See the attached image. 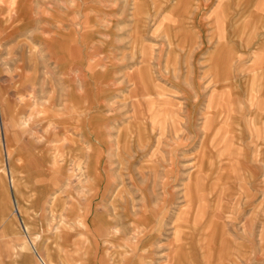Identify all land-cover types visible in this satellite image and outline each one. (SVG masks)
I'll return each mask as SVG.
<instances>
[{
  "label": "rangeland",
  "instance_id": "374dc122",
  "mask_svg": "<svg viewBox=\"0 0 264 264\" xmlns=\"http://www.w3.org/2000/svg\"><path fill=\"white\" fill-rule=\"evenodd\" d=\"M14 1L0 0V94L19 96L21 128L30 127L38 132L46 126L43 120L46 114L67 111L60 129V137L73 139L72 145L63 141L67 159L78 151L97 150V154H101L97 166L99 179L106 175L102 185L93 184L83 164L82 168H77L82 175L74 193L82 206L86 201L82 196L93 198L94 209L111 218L120 232L127 229L123 238L124 242L128 240L129 246H124L121 237L109 243L107 236L95 232L99 245L93 255L85 240L83 210L79 207L69 214L68 207L74 199L67 193L63 194L67 209L62 213H68L64 219L59 212L53 216L48 207L46 211L32 209L31 199L35 198L28 196L30 190L43 187L40 179L33 178L37 161L25 156L27 150L23 158L20 155L14 160L8 158L6 131L0 127V208L16 197L8 185L15 165L21 166L24 176L30 178L23 187L25 199L31 200L25 202L28 210L16 213L12 207L8 220L0 221V264H41L39 255L46 257L48 241L43 238L32 245L30 240L37 238L38 232L43 233L48 224H51L46 228L51 237L50 246L59 251L54 255L59 263L62 256L70 264H83V260L89 259L92 260L86 264L137 261L171 264L175 257L169 254L177 245L176 264H264V253H261L264 248L256 253V260L242 258L240 262H230L229 258L235 255L228 257L227 253L237 248H216V256L212 257L204 247L214 238L232 243L236 238H231L226 230L232 222L236 232L246 234L242 213L241 216L228 214L240 210L242 201L239 200L247 196L245 192L251 186L241 177V180L236 178L241 170L235 167V146L228 136H223L224 140L215 150L220 157L233 156L230 166L233 181L221 185L215 179V170L203 171L202 167H198L201 173L193 172L197 169L200 146L204 144L200 134L203 131L199 129V134L195 135L192 130L196 123L198 127L203 123L207 130L215 120L213 108L217 105L212 98L207 104L201 102V94H209L216 88L207 77L208 70L203 71V68L214 62L219 66L214 59L216 52H210L230 25L234 31L236 24L225 21L230 20L231 11L241 14L247 11V6H235L234 0L181 3L178 0H65L67 7L60 6L61 0H24L25 5L21 6L23 0H20L17 12ZM244 3L245 0H239V4ZM17 21L19 32L15 31ZM207 34L213 37L205 39ZM65 35L68 47L63 53V44H52L59 36L62 39L64 36L65 40ZM47 36L52 39L46 40ZM43 40L49 41L47 49ZM231 52L225 50V66H228L227 60L233 59L234 52ZM238 58L242 66H249L248 71L244 70L246 73L253 72L250 51ZM257 59L258 56L253 66H258ZM142 69L144 78L141 80ZM51 77L52 84L49 83ZM224 85L226 83H220ZM51 96L61 98L50 102ZM234 104L228 103V107ZM219 107L214 111H217L216 120ZM4 111L6 114L7 109ZM209 117L210 123L205 125ZM18 128L9 131L10 142L16 145L20 143ZM35 137L36 142L44 138L39 133ZM66 156L59 164L66 163ZM68 167L73 168L70 164ZM66 177L64 174L61 179L65 181ZM97 186L101 187L98 194ZM255 186L259 189V184ZM219 194V198H212ZM210 207L211 212L218 214H208ZM159 208L167 214L163 217L168 218L162 230L157 228L158 218L151 214L153 209L158 211ZM183 209L191 212L181 215L174 227L176 213ZM144 216L148 217L147 221H142ZM66 220L71 225L69 230ZM26 224L32 236L26 233ZM222 224L221 232L209 227L221 228ZM56 226H60L61 233L56 231ZM139 235L144 243L150 240L151 244L136 248L134 244ZM25 246L28 250H24ZM238 251L236 259L248 254Z\"/></svg>",
  "mask_w": 264,
  "mask_h": 264
},
{
  "label": "crops",
  "instance_id": "0c3cea01",
  "mask_svg": "<svg viewBox=\"0 0 264 264\" xmlns=\"http://www.w3.org/2000/svg\"><path fill=\"white\" fill-rule=\"evenodd\" d=\"M4 0H2L3 2ZM185 0H178V3H181ZM236 1L235 6H247V11H242L241 14L239 11H231V18L230 20H225L229 23L233 22L236 25L233 26L230 25V28L227 29L225 32L226 34L222 36V40L218 42V44L215 45L212 52H216L214 59L219 63L215 64L211 63L210 66H207L203 68V71L208 70V79L212 81L216 88L212 91H210L209 94H201V102L204 104H207L209 100L212 98V101L217 104L214 106V111L217 110V107H219V115L217 117V111L214 112V118L213 123L211 126L205 130L203 128V123L200 127L197 126L193 131V133L199 134V129L203 132H200L202 135V143L200 148V155L198 159L197 169L194 170V174L196 175L201 170H198V167H202L203 171H212L215 170L216 174V180L223 185L222 183H228L232 182L231 179L232 174L230 170L231 166V160L233 156H223L220 157L219 155H216L219 151L215 150L218 148L223 139V136H228V140L233 142L235 146L236 156H235V167L238 169L239 176L236 175V178L239 180H243L247 183H249L250 189L245 192L247 196L242 197L239 201L242 206L240 207V210L237 212L229 211L228 214L231 215L234 213V216L238 215L244 216L243 220V226L245 225L246 228H244L246 234L244 236L242 234H239L236 232L235 223H229L227 225V232H229V236L231 238H236L232 241V243H229V241L223 243V239L214 238L212 240L209 239L210 243L204 244L205 250L207 252L209 251V256H216L215 249L216 248H231L235 249L232 251H229L227 253L228 257H232L233 254L235 257H237V251L241 252H247L248 254L245 256H239L238 259L235 257L229 258L228 261L232 262H240L242 258L246 259H252L256 260L258 257L256 256V253L259 252L264 248V0H245L246 3L239 4V0ZM250 1V2H248ZM60 6H68L67 1L61 0ZM20 0H15L13 2V5H15L17 8L15 11L18 12V7L20 6ZM25 5L24 0L23 4L21 6ZM227 6V5H226ZM233 6V5H232ZM250 8V9H249ZM55 9H53L54 11ZM243 12H246L243 14ZM235 15H234V14ZM62 14V13H61ZM53 21V20H52ZM80 21V20H79ZM80 23V22H79ZM248 25H245V24ZM24 27V26H23ZM20 25H15V31L19 32ZM78 38L81 37V35H77ZM213 37V36H212ZM211 35L208 36L205 35L204 38H212ZM59 40L55 41L52 46H55L56 44L62 45L63 44V53H65L66 48L68 47L66 35L65 40L64 36L62 39V36L58 37ZM52 39L50 36H47L46 40ZM218 39V38H217ZM34 41V40H33ZM32 42V41H31ZM44 43V48L47 49V44L49 41H42ZM64 42V43H63ZM175 42V41H174ZM56 43V44H55ZM173 45V44H172ZM30 48V47H29ZM234 52L232 54V61L228 62V66H225V50H229ZM220 51V54L217 53ZM248 51L252 54V71L250 73H246L244 70L248 71L247 69L249 66H242V61L239 60V55L247 54ZM231 52V53H232ZM256 56H258V66H253L256 62ZM213 59V61H214ZM231 59V57L229 58ZM241 61V62H240ZM217 65V66H213ZM260 65V66H259ZM13 69V68H12ZM11 69V70H12ZM63 69V68H60ZM48 70L45 69V71ZM59 70V69H58ZM198 70V69H197ZM200 71V70H199ZM141 80L144 78L143 69L141 71ZM218 74L220 77H218ZM200 76V74H199ZM200 77H198L199 79ZM217 78H220V81H217ZM228 78V79H226ZM52 77L50 80V84H52ZM56 81V79H55ZM57 84V82H54ZM220 83H226L224 86H220ZM146 83L144 82L143 85L146 88ZM217 89V90H216ZM61 96V95H60ZM60 96H56L55 98L50 97V102H58ZM15 97V98H14ZM0 101L2 102V106H0V121L1 125L0 127L6 131V152L8 158L15 159L16 155H20V158L24 157L25 151L27 154L25 156L34 158L37 163L34 168V177L40 179V183L43 187H39L36 189L35 187H30L32 190H30L29 197L35 198L32 200V206H30L34 210H39L40 208L43 209V211H46L45 208H49V212L54 216L55 213H61L62 219H64L65 215L62 213L63 210L67 209V202L66 198H64V193H67L70 197L74 199V201L71 202L69 205V214H73L76 212L77 208H81L83 210V226L85 227L86 232V241L89 242L90 247L92 248L93 255H96V249L99 245L98 236L95 232H98L101 235L107 236V240L109 243H114V241L121 237L122 242H124L123 237H126V233L128 230H124L123 233L120 232L118 227L115 225L113 220L111 218H108V216H105V214H101L100 210L93 208V198H85L86 200L84 202V206H82L81 201L79 198L75 195V186L77 184H80L81 175L78 173L77 168H82L83 164H85V168H87L86 173L89 177H91V181L93 184L100 183L101 185L106 182V175L103 174L102 180L99 179L98 174L99 168L97 166L99 165L98 162L101 160V154H97V150L92 151L91 153H84L83 151H78V153L73 154V156L69 159H67V156L64 152L63 147V141L67 140V143L69 145H72L73 139L65 138L63 139L60 137V129L64 124L65 120V114L67 111L63 113L58 112L52 113L49 112V114H46L44 116V129H40L37 132L34 128L32 129H25L21 128L19 126V120H20V113L18 111V104L20 102L19 96L12 95V97H9L8 95L0 94ZM0 102V103H1ZM228 103H235L234 107L230 108L228 107ZM11 104V105H9ZM13 104V105H12ZM206 108V105L204 109ZM4 109H7V112L5 114ZM67 109V108H66ZM193 107L190 108V115L193 114L194 110H192ZM48 113V112H45ZM6 115V117L4 116ZM49 115V117H48ZM61 115V116H59ZM203 119V118H202ZM206 119V118H205ZM208 120L205 122V125L210 123L211 118H207ZM48 124V125H47ZM19 127L18 132L20 136V143L16 145V143L10 142V130H13ZM42 130V131H41ZM197 130V131H196ZM41 131V132H40ZM43 134L44 138L41 142H36L35 135ZM225 138V137H224ZM11 143V144H10ZM70 148V146H68ZM71 149V148H70ZM70 151V150H68ZM216 153H215V152ZM71 155V152L68 153ZM66 156V163L59 164L60 160L64 159L63 156ZM19 158V159H20ZM12 160V161H13ZM69 161V162H68ZM202 162V163H201ZM69 164L73 168H69ZM213 165L214 167L210 166ZM15 165V163H14ZM68 167V168H67ZM97 168V171L95 170ZM83 170V169H82ZM12 175H10L9 180V188L13 192L16 197L14 199L12 198V203L10 199L6 201L4 205L0 208V221L6 222L8 218L10 217V214H12V207L15 208L16 213L24 212L27 207H25V202L29 203L31 200L25 199V188L23 187V184L30 180V178L27 176H24V172L21 166L15 165L12 169ZM70 171V173H69ZM202 172V171H201ZM200 172V173H201ZM67 174L66 180L64 181L61 179L62 175ZM225 176L227 178H225ZM241 177V179H240ZM108 180V179H107ZM215 180V181H216ZM203 181V180H202ZM201 183V182H200ZM7 184V183H6ZM227 184V186H228ZM259 184V189L255 186ZM205 185V182H204ZM7 186V185H6ZM56 187H59V191H54V193H51L52 190H54ZM101 188V187H99ZM97 186V193L98 194L101 189H99ZM204 186V190H205ZM257 188V189H256ZM41 189V190H40ZM223 191V189H222ZM168 192V188H167ZM205 192V191H204ZM53 194V196H52ZM221 194V193H220ZM220 194L218 196H212V198L216 199L220 197ZM18 195V196H17ZM246 197H251L250 200H247ZM211 198V195H210ZM214 202V200H213ZM166 207V206H165ZM215 207V206H214ZM217 208V207H216ZM28 210V209H26ZM208 214L210 213H217L214 210L211 212V207L208 208ZM191 211L189 209H183L178 210L175 216V220L173 218V224L174 227H176V224L179 221V218L181 215L189 214ZM213 213V214H214ZM152 217L155 216L157 219V228L160 230L163 229V227L166 226L164 224V220L167 217H163L164 215L167 216V214L162 211L160 208L157 210L151 211ZM218 214V213H217ZM227 214V215H228ZM233 216V214H232ZM67 217V216H66ZM145 219L142 218V221H147V216H144ZM171 218V217H170ZM240 218V217H239ZM168 219V218H167ZM258 221V223L256 222ZM257 223V227H256ZM67 230L71 228V225L68 220L65 222ZM51 224H48L46 228H49ZM224 224L221 225L218 228H213V226L209 225L211 229L217 232H221L224 230ZM54 227V226H53ZM229 227V229H228ZM46 228L44 229L43 233L38 232V237L35 239H31L30 243L32 245L35 244L36 240H43L45 238V241L48 242L45 244V250H46V257L40 256V263L41 264H70L68 261L64 260L62 256H60L59 260L60 263L57 261L54 255L58 253V250H55L54 247L50 246V236L47 233ZM69 228V229H68ZM208 228V227H207ZM231 228V229H230ZM26 230V233H28V236H32L33 233H31V229L29 226L24 227ZM56 231L60 232V226H56ZM220 229V230H218ZM232 230V231H231ZM256 230H260L258 233ZM248 231V232H247ZM262 231V232H261ZM210 232V231H209ZM120 235V236H119ZM17 236H21L20 233L17 234ZM62 237V234L58 235ZM75 237V236H74ZM175 237V236H174ZM65 238V236L63 237ZM66 239V238H65ZM174 239V238H173ZM173 241V240H172ZM124 246L128 245V240H125L123 243ZM149 246L151 244V241H145L139 235L137 239L135 240L134 246L137 248L139 245H145ZM129 246V245H128ZM145 247V246H144ZM90 248V249H91ZM257 248V250H256ZM28 250V248L25 246L24 250ZM178 246L175 245L173 249H171L169 255H171L174 259L171 261V264H176L178 262ZM238 251V252H239ZM227 252V250H226ZM230 252H232L230 254ZM175 253V254H174ZM261 253H264V251H261ZM240 255V254H239ZM92 260V259H89ZM89 260H83V264H86V261ZM221 261H225L223 259H220ZM89 263V262H88ZM132 264H141L140 261L134 262ZM148 264V263H146ZM150 264V263H149Z\"/></svg>",
  "mask_w": 264,
  "mask_h": 264
},
{
  "label": "bare ground",
  "instance_id": "6f19581e",
  "mask_svg": "<svg viewBox=\"0 0 264 264\" xmlns=\"http://www.w3.org/2000/svg\"><path fill=\"white\" fill-rule=\"evenodd\" d=\"M62 4V3H61ZM52 7V6H51Z\"/></svg>",
  "mask_w": 264,
  "mask_h": 264
}]
</instances>
